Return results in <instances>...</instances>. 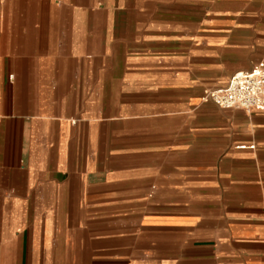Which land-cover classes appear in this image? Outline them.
I'll return each mask as SVG.
<instances>
[{
	"label": "crops",
	"instance_id": "1",
	"mask_svg": "<svg viewBox=\"0 0 264 264\" xmlns=\"http://www.w3.org/2000/svg\"><path fill=\"white\" fill-rule=\"evenodd\" d=\"M261 61L264 0H0V264H264V112L202 99Z\"/></svg>",
	"mask_w": 264,
	"mask_h": 264
},
{
	"label": "built area",
	"instance_id": "2",
	"mask_svg": "<svg viewBox=\"0 0 264 264\" xmlns=\"http://www.w3.org/2000/svg\"><path fill=\"white\" fill-rule=\"evenodd\" d=\"M202 99L222 109L264 112V62L235 73L224 88L204 91Z\"/></svg>",
	"mask_w": 264,
	"mask_h": 264
},
{
	"label": "rangeland",
	"instance_id": "3",
	"mask_svg": "<svg viewBox=\"0 0 264 264\" xmlns=\"http://www.w3.org/2000/svg\"><path fill=\"white\" fill-rule=\"evenodd\" d=\"M121 8H123V7H121ZM144 50H142V52H143ZM121 52L122 51H119V50H117V49H113V50H111V53H115L116 55V58H120L122 55H121ZM127 53V56H131L134 52H140V50H139V48H137V47H133L132 45H130L128 48H127V51H126ZM113 68V67H112ZM114 68L118 71L119 70V72H120V69H121V67L120 66H114ZM116 71V72H117ZM127 72H128V70H127Z\"/></svg>",
	"mask_w": 264,
	"mask_h": 264
}]
</instances>
